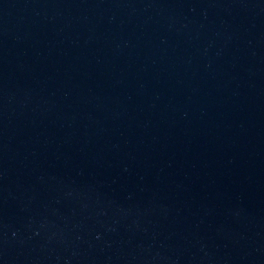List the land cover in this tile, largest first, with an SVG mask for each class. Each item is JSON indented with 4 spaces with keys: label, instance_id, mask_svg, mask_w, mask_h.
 <instances>
[{
    "label": "water",
    "instance_id": "1",
    "mask_svg": "<svg viewBox=\"0 0 264 264\" xmlns=\"http://www.w3.org/2000/svg\"><path fill=\"white\" fill-rule=\"evenodd\" d=\"M0 264H264V0H0Z\"/></svg>",
    "mask_w": 264,
    "mask_h": 264
}]
</instances>
